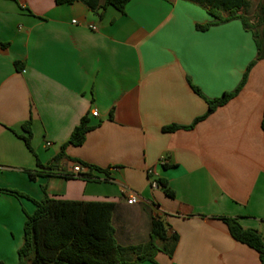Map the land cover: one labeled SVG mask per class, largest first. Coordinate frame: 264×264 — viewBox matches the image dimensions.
Instances as JSON below:
<instances>
[{
    "label": "crops",
    "instance_id": "obj_1",
    "mask_svg": "<svg viewBox=\"0 0 264 264\" xmlns=\"http://www.w3.org/2000/svg\"><path fill=\"white\" fill-rule=\"evenodd\" d=\"M86 1L0 0V262L18 264L25 214L35 210L3 191L40 201L44 187L50 198L113 203L124 249L146 246L159 219L165 236L178 238L173 254L158 241L154 262L140 264H261L218 218L264 238V60L192 129L162 131L191 126L206 114L205 99L235 90L257 56L253 32L239 20L200 31L214 18L184 0H130L123 13ZM250 2L248 19L261 0ZM83 117L93 129L66 147L58 173L74 175L80 164L106 173L30 181L26 171L50 164ZM28 121L32 152L21 138ZM148 170L172 198L150 187ZM129 196L138 203L127 204Z\"/></svg>",
    "mask_w": 264,
    "mask_h": 264
},
{
    "label": "trees",
    "instance_id": "obj_2",
    "mask_svg": "<svg viewBox=\"0 0 264 264\" xmlns=\"http://www.w3.org/2000/svg\"><path fill=\"white\" fill-rule=\"evenodd\" d=\"M58 5H71L78 0H54ZM130 0H104L103 9L113 7L123 13ZM203 8L214 21L204 26H197L200 31L209 27L227 23L232 20H239L244 30L252 31L257 49L256 59L251 62L240 83L234 91L224 93L220 98L214 100L205 99L207 104L206 114L196 119L191 126L178 127L170 126L163 128V132H174L179 129H192L198 122L212 114L218 107L228 103L237 96L246 84L248 74L255 63L264 60V0L259 3L252 19L246 14L251 9L250 0H184ZM96 0H87L86 5L93 9ZM241 12V14H238ZM225 14V17L223 16ZM19 69V63L15 64ZM192 90L201 96L199 90L190 85ZM261 128L264 130V113L261 121ZM22 129L25 136L26 147L32 152L30 145L32 133L31 123L26 122ZM93 129L89 125L87 117H83L79 125L73 130L69 140L62 146L61 152L50 164L42 165L37 162V170L26 171L30 181L35 182L38 177H63L65 179L80 178L85 181H97L98 178L92 175V171L103 172L99 168L80 164L83 172L74 175L59 174L60 163L65 159V149L68 146L79 147L84 143L85 136ZM106 173V172H103ZM158 187L172 198L173 193L166 188L162 180H157ZM44 197L35 201L29 196L13 190L3 192L24 198L34 204L35 210L32 214H25L26 219L23 225L22 245L17 251L18 264H140L145 261L154 262L155 254L159 251L157 242L164 244V250L169 256L173 254L177 236L167 238L164 226L159 219L152 221L150 241L143 247H132L124 249L118 246L115 240V232L111 223L114 204L111 202H80L67 201L50 198L42 187ZM224 223L231 237L244 244L260 255L261 264H264V238L257 231L244 229L237 219L229 217L218 218ZM132 253L135 260H127V255ZM0 264H3L0 262Z\"/></svg>",
    "mask_w": 264,
    "mask_h": 264
},
{
    "label": "built area",
    "instance_id": "obj_3",
    "mask_svg": "<svg viewBox=\"0 0 264 264\" xmlns=\"http://www.w3.org/2000/svg\"><path fill=\"white\" fill-rule=\"evenodd\" d=\"M91 29H92V30H95L94 27H91ZM92 116H93V117H97V112H93V113H92ZM158 164H159L160 166H164V165L166 164V158H165L164 156H162V157L159 159ZM83 171H84V170H83L80 166H76V167L73 168V173H74V174H77V173H80V172H83ZM152 174H153V172H152L151 170H148L147 175H148V177H150V187H151L152 189H157V188H158V184H157V181H156V180L151 179ZM137 203H138V199H137L135 196H129V197L127 198V204H129V205H135V204H137Z\"/></svg>",
    "mask_w": 264,
    "mask_h": 264
}]
</instances>
